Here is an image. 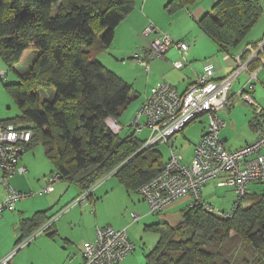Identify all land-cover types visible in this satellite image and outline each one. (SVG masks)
<instances>
[{"label":"trees","instance_id":"1","mask_svg":"<svg viewBox=\"0 0 264 264\" xmlns=\"http://www.w3.org/2000/svg\"><path fill=\"white\" fill-rule=\"evenodd\" d=\"M196 1L172 0L170 9L186 8ZM134 4V0H0V60L6 70L0 71V79L8 81L10 72L17 74L15 81L4 86L18 109L15 117L1 122L32 133L22 156L42 146L44 157L53 166L51 175L78 189L71 204L92 201L94 191L113 178L129 196L139 194L146 202L142 187L162 174L171 157L170 153L165 160L158 146H169L178 134L206 116L194 118L168 143L146 149V140L136 133L121 137V132L109 129L107 121L119 120L133 89L93 55L112 46L115 29L132 13ZM263 11L262 0H215L212 10L198 23L227 51L247 38ZM25 61L29 68L18 71ZM261 66L258 58L249 64V70ZM43 90L52 91V96L43 99L39 94ZM170 151L182 155L173 145ZM213 181L218 184L221 179ZM263 183L249 185V194L231 218L201 206L192 209L188 203L180 211L179 221L145 225V230L159 235L156 246L145 255V264H264V192L250 190ZM71 204L58 215L49 216L46 210L21 217L15 247L50 221L56 222ZM55 222L46 235H56L52 230ZM127 237L135 249L128 233Z\"/></svg>","mask_w":264,"mask_h":264},{"label":"built area","instance_id":"2","mask_svg":"<svg viewBox=\"0 0 264 264\" xmlns=\"http://www.w3.org/2000/svg\"><path fill=\"white\" fill-rule=\"evenodd\" d=\"M154 26L148 28L147 33L155 31ZM149 50L137 52L134 60L145 70H150V62L162 59L166 52L176 46L185 58L189 46L185 42L175 43L170 35L163 34L161 38L153 40ZM264 42L247 49V59L241 57L234 59L235 68L223 79H216L214 64L209 63L195 83L180 93L175 87L166 82H160L140 107L133 125L142 130L141 119L147 118L145 128L152 130L151 139L146 140L145 149L159 143H168L170 138L181 132L194 118L205 114L209 120L207 131L202 140L195 147L193 161L189 165L181 163L182 155L171 152V157L165 168L154 180L142 187V192L152 214L162 212L170 205L182 200H188L189 207L201 206L211 213L224 218L233 217L243 197L249 194V185L252 182H264V130L260 128L258 138L252 145L243 147L235 152H229L225 148L224 141L219 137L220 131L226 127V121L219 116V111L230 105V91L233 84L241 75L247 73L251 81L257 80V74L249 70V64L255 59H260L264 52ZM264 55V54H263ZM181 69L179 61L174 63ZM4 73L2 72L1 75ZM241 90L240 96L244 101L256 107L258 113L261 108L251 98L254 89L253 84ZM109 129L116 134L122 131V127L112 119ZM32 138V133L27 129H21L15 124L4 125L0 120V171L1 182L5 187L7 196L0 203V215L6 211H13L16 204L31 197L32 194L15 190L8 183L16 174L25 175L28 170L21 165V156L25 151L24 144ZM174 142V141H173ZM58 175H53L47 180V185L38 194L45 195L54 192ZM221 179L218 187L232 188L238 197L230 211H217L212 205L203 199L204 186L209 181ZM82 202V201H80ZM76 201L75 204L80 203ZM133 222L140 219V215L132 214ZM53 222L50 221L40 230H36L30 237L16 246L13 252L3 258L0 264H11L14 256L23 248L34 242L38 236L45 234ZM127 230L117 231L110 226L98 228L93 242L85 244L81 249L83 264H121L128 254L133 252L134 246L127 240Z\"/></svg>","mask_w":264,"mask_h":264},{"label":"crops","instance_id":"3","mask_svg":"<svg viewBox=\"0 0 264 264\" xmlns=\"http://www.w3.org/2000/svg\"><path fill=\"white\" fill-rule=\"evenodd\" d=\"M134 1L135 8L132 13L127 16L125 20H123L121 24L115 29V38L112 42V46L108 50H97L95 51L96 53L94 52L95 54L93 55L94 58L104 64L106 68L115 72L119 77L129 83L133 89L131 95L132 99L130 103H128V106L122 112V114L119 115V120H115L121 127L129 126L130 119H128L129 116L126 117L125 114L132 107V105L136 104L137 108L139 107L140 109L143 102H145V99L151 94L152 89H154L160 82L169 83L170 85L175 87L178 92L183 93L188 89L190 85L195 83L201 75H203L205 67L209 63H212L215 66V78L223 79L228 76V74H230L235 68V58L241 57L242 59L245 54L248 55L247 49L249 45L262 41L264 42V14L258 24L250 32L251 40L248 41V43L246 42L245 44L244 40L238 47L230 48L227 51H224L221 50L218 44L199 27L198 23L203 18L205 13H208L212 10L215 4V0H198L195 4L191 6H188L186 8H179L174 11L170 9V3L172 2V0ZM262 5L264 9L263 0ZM151 26H154V29L156 30L154 32L151 31L150 33H147L148 28H150ZM163 34L170 35L175 43L185 42L188 44L189 50L187 51L188 53L185 58H182L181 53L179 52V49L176 46H172L166 52L165 56L162 59H157L150 62V70H145L146 76L143 72H141L139 73L141 78L135 79L134 82H129V80L126 79V76H128L126 68L127 66H129V62L131 60H134V55L137 54V52L151 49L152 43L154 42L153 40L161 38ZM263 54L261 55V58H264ZM176 61H179L184 66L179 69L174 65ZM261 62L262 66L259 69L256 68L253 71L254 74H257V80L255 84L253 82L254 89L251 92V98H253L255 103L261 108V113L255 111V106H252L246 103L245 101L243 102L242 100H236L241 97V90L249 86L247 84L249 83L248 80L250 76L247 73H241V75L235 81L230 91V105L226 107V109L223 108L218 113L219 116L227 122L226 127L220 131L219 137L224 141L226 148L230 152H234L248 145H252L258 138L259 129L263 128L264 130V60ZM131 67L134 70L140 72V67L138 63L132 62ZM0 71H2V62L0 63ZM139 100L141 101L137 103L136 101ZM0 113L1 115H3L2 117H0V120L4 121L8 118H11L10 116L3 114L1 109ZM199 120L200 118L198 119V121ZM208 123L209 120L207 118V121L202 124V127H200V134L196 138H193L194 135H192V132L190 134L188 133L190 138H187L184 133L182 134L184 139L188 142V145L184 148V150H180L183 155L182 163L190 164L193 161L194 149L199 144L201 137L204 136L208 127ZM176 138L177 136L175 137V139ZM172 145L175 147L174 144ZM261 153L264 154V148L262 149ZM167 159H169V157ZM21 165L27 168L28 174L15 176L26 177L28 179L27 182H29L28 187H33V189H36L37 184L35 181H39L40 179L36 178V176L39 175H35L32 169L33 167L35 168V163L31 165V157H26L22 158ZM44 169L45 171L40 175L41 177H45L51 170L50 167H47V165ZM23 179V183H16V185L14 186L18 189V191L22 192L23 189L27 191V186L25 182L26 180L25 178ZM260 185H253L252 190L255 188L256 190L260 191ZM116 187V181L109 180L94 191L95 193L92 201L84 203L82 201L77 204L70 203V208H68L67 211L62 216H60L59 219H57V221L55 222V225L52 230L56 232V235L54 237H50L47 235L48 238L56 242L55 244H57L58 250L59 252H61L58 255L62 256L64 259H69L72 264H83L81 249L85 244L92 242L95 239V230L92 228L89 230H82V232L76 236L62 235V232L60 230L63 221H65V219L67 217H70V215H72L73 213H81V209L83 207L86 210V214L87 212H90L92 217H95L96 225H101L102 227L112 226V228L116 230H121L126 227L128 232V228L130 227V225L129 227L126 226L125 223L116 225L115 222H113L116 216L107 215V219L104 222H100L97 216L99 215L101 207L106 203V200L111 197L109 190H114ZM205 187L203 189V193ZM3 192L6 198V189L3 190ZM56 192L57 191H54L49 195L52 196ZM75 196L76 195L73 194L70 200L73 199L74 201L76 198ZM234 197L235 196L231 197L232 205L236 199V197ZM64 198L65 196L63 197L62 201L64 200ZM2 202L3 201H0V203ZM44 202L45 205H43V207L36 208L38 210L34 211L41 212L47 210L49 216H51L54 215L57 211H60L66 207L64 206L61 208L60 206H58L57 208L52 210L53 206L50 208L49 205L51 204L48 201ZM182 203L187 206V198L182 199L167 207V209L161 214L162 217H165V221H169V219L175 218L176 213L174 212L176 211H171V209L169 208L174 205H181ZM22 204L23 202L20 203V206ZM20 206L18 207L20 208ZM181 209L182 208L179 209V212L181 211ZM33 215L34 212L31 211L28 212V214H26V212H20L19 220L21 217L26 218L32 217ZM140 216L143 217L142 215ZM70 225H74V221H71ZM80 228L81 226L75 229ZM16 232L17 233L15 243L17 242L20 236L18 226ZM63 242H65V244Z\"/></svg>","mask_w":264,"mask_h":264},{"label":"rangeland","instance_id":"4","mask_svg":"<svg viewBox=\"0 0 264 264\" xmlns=\"http://www.w3.org/2000/svg\"><path fill=\"white\" fill-rule=\"evenodd\" d=\"M108 2L111 0H107ZM264 2V0H263ZM56 9V8H55ZM167 33V32H166ZM251 34L247 36L245 39V44L246 42L251 40ZM96 53V52H95ZM94 53V54H95ZM1 59V58H0ZM27 61V60H26ZM25 61V62H26ZM2 62V69L5 70V66L3 64V61L0 60V63ZM23 63L22 65H18V71L23 72L26 69H28V66H25L27 64ZM132 62L137 63L135 60H131L129 62V66L126 68V72L128 73V76H126V79L129 80V82H134L135 79L141 78L139 73L143 72L144 75L146 76V71L145 69L140 66L139 64V70H134L132 66ZM9 79V80H8ZM8 81L0 79V109L3 112V114H6L7 116L10 117H15L18 114V109L16 108V103L14 102V99L9 96L10 94L7 93L5 90V84L6 82H11L15 81L17 79V74L14 72H10L8 74ZM249 83L254 84L256 83L255 81H251L249 77ZM247 81V82H248ZM248 83V84H249ZM247 84V85H248ZM253 84V85H254ZM137 87V83H136ZM52 91L48 90H43L39 91V94L42 96L43 99L45 98H50L52 96ZM147 99V98H146ZM145 99V100H146ZM238 101H243L242 97L236 99ZM141 100L136 101L139 103ZM234 103V101H233ZM240 109V108H238ZM139 107L137 108V105H132V107L126 112V117L130 119V124L128 127H122L124 129L121 131V137H125L128 134L131 133H136L138 137H140L142 140H148L151 139L152 137V130L149 128H145V124L147 122V118L143 117L141 119V125H142V130H138L135 128L133 125L134 119L136 118V115L138 114ZM0 113V117H2ZM207 121V118L205 116L201 117L199 121L194 123L193 125H190L184 132V134L189 137L188 133L190 134L192 132V135H194L193 138H196L200 134V127H202V124ZM109 125H113L116 128V125L113 122H109ZM190 138V137H189ZM192 140V139H190ZM174 141V142H173ZM172 144L175 145V148L177 151L181 152L184 150V148L188 145V142L184 139L183 135L178 134L177 138L173 139L170 143L169 146H166L164 144H160L158 146V149L163 152L164 154V159L166 160L171 153V146ZM181 150V151H180ZM45 154L44 148L42 146L37 147L31 152H27L22 158L26 157H31V165L35 163V168L33 167V171L37 179H40L39 181H35L37 184V188L33 189V187H28L29 182L26 177H21V176H14L12 180H10V185L18 191L17 188L14 186L16 183H23L25 178L26 186H27V191L23 189V192L32 194L31 197H28L27 199L21 201L23 204L20 206V203L18 202L16 204V208L13 211L6 210L0 215V257L3 258L5 256H8L11 252H13L15 249V241H16V231H17V226L19 222V215L20 212H37L34 210H38L36 208H41L43 205H45L44 201H48L51 205L50 208L52 207V210L60 206L61 208L64 206L69 205L70 203L73 202V199L70 200L73 194L76 196L78 195V189L75 186H68L69 184L64 183V182H57L55 183V191L52 196L49 194L46 195H41L38 194L42 189H44L47 185V178H51L53 175H51L52 171V164L45 158L43 155ZM47 167H50L49 173L44 177L40 176ZM1 176L2 173L0 171V182H1ZM116 181L117 187L113 190L110 191L111 197L106 200V203L101 207L98 218L100 222H104L107 219V215H114L116 216L114 218V221L116 225L119 224H126V226L130 227L128 228V235L132 241V243L135 245V249L130 255H127L125 260L121 264H145L146 263V258L145 255L152 250L158 240H159V235L156 234L155 232L145 230V225H149L152 223L159 222L161 220H165V217H162L161 215H153L151 214L149 205L143 201V199L140 197V195L133 193L132 195H128L126 190L122 186L119 185L118 180L116 178H113L112 181ZM216 182L212 181L209 183L208 186L205 187L204 193H203V199L206 200L205 202L212 205L217 211H225L228 212L231 209L232 205V198L233 196L238 197L237 194L230 188H218L216 186ZM260 191L256 190L255 188L253 191L255 192H264V183L259 186ZM4 187L2 186V183H0V201H4L5 199V194L3 192ZM250 190L252 191V186L250 187ZM49 195V196H48ZM7 196V195H6ZM65 196L64 200L62 201L63 197ZM234 197V198H235ZM54 200V201H53ZM237 198L235 199L234 203L236 202ZM233 203V205H234ZM90 205V204H87ZM232 205V207H233ZM20 206V208L18 207ZM59 207V208H60ZM183 207H186L183 203L181 205H174L171 208V211H176L175 218L174 219H169L170 222H177L179 219H181V213L179 212V209ZM181 209V210H182ZM63 210V209H62ZM62 210L57 211L54 215H58ZM9 211V212H7ZM41 211V210H39ZM84 207L81 209V213H73L70 215V217H67L65 221H63V224L61 226V234L62 235H67V236H76L82 232V230H89V229H94L95 231L97 230L96 228L102 227L101 225H96L95 217L93 218L90 212L85 213ZM170 211V212H171ZM179 212V213H178ZM132 214H137V215H142L139 222H133L132 221ZM53 216V215H51ZM74 221V225H70V222ZM168 221V220H166ZM168 221V222H169ZM128 225H127V223ZM61 225V223H60ZM59 225V226H60ZM81 226L80 229H75L77 227ZM72 228V230H71ZM127 229L126 227L121 229L124 230ZM235 232L232 231V234L234 236ZM232 236V237H233ZM58 241V238H57ZM56 242L52 241L50 238L47 237L46 234H43L39 238H37L34 243H31L30 246H27L20 250L12 260L13 263L11 264H72L69 259H64L62 256L58 255L59 250ZM65 244V242H63ZM129 257V258H128Z\"/></svg>","mask_w":264,"mask_h":264}]
</instances>
